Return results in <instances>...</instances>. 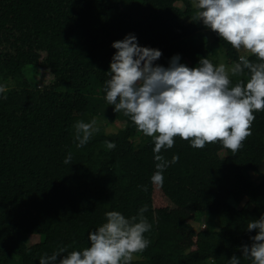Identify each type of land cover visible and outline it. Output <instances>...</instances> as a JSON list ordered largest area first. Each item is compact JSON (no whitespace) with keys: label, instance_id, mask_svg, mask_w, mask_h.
<instances>
[{"label":"trees","instance_id":"16d2710c","mask_svg":"<svg viewBox=\"0 0 264 264\" xmlns=\"http://www.w3.org/2000/svg\"><path fill=\"white\" fill-rule=\"evenodd\" d=\"M200 30L189 0H0V84L7 97H0V264H39L61 248L83 250L107 212L130 218L145 206L150 244L131 264H227L241 256L238 249L256 234L247 223L264 214V176L258 183L250 178L264 160V111L254 113L252 134L235 152L219 141L199 149L174 137L160 154L179 160L158 187L150 180L153 138L135 145L142 132L105 100L113 42L135 34L140 46L162 52L156 63L165 67L177 54L189 68L202 58L217 65ZM212 35L226 60L238 61V50ZM11 80L17 85L7 88ZM93 118L123 128L96 132L77 147L75 124ZM204 214L219 216L221 229L195 232L190 222ZM28 235L43 240L27 245Z\"/></svg>","mask_w":264,"mask_h":264},{"label":"clouds","instance_id":"9594fccd","mask_svg":"<svg viewBox=\"0 0 264 264\" xmlns=\"http://www.w3.org/2000/svg\"><path fill=\"white\" fill-rule=\"evenodd\" d=\"M198 9L196 19L236 50H245L257 58L252 62L241 55L231 66L214 65L202 58L196 67L181 63L174 55L168 66L156 63L162 52L142 47L135 34L115 41L109 78L105 81V100L115 112L130 117L138 131L154 140L156 171L150 180L163 187L164 172L179 160H167L161 150L174 146V137L189 141L192 148L202 149L219 141L225 149L239 150L251 132L254 113L264 111V0H192ZM248 75V79L232 83V77ZM6 87L0 84V97ZM77 147L83 148L99 131L97 121L75 124ZM108 150L116 144L104 141ZM71 154L64 159L70 164ZM147 206L137 216L126 217L119 211L105 214V222L88 233L89 246L71 251L61 248L45 254L39 264H131L134 254L142 253L150 244L145 233L152 228L144 216ZM250 243L243 244L227 264H264V214L247 223Z\"/></svg>","mask_w":264,"mask_h":264},{"label":"rangeland","instance_id":"374dc122","mask_svg":"<svg viewBox=\"0 0 264 264\" xmlns=\"http://www.w3.org/2000/svg\"><path fill=\"white\" fill-rule=\"evenodd\" d=\"M189 1L191 2V6L195 9V11L197 13L198 9H196L193 6L192 0H189ZM177 6H179L180 8H184V4L182 2L178 3ZM183 22L186 23L188 21L183 20ZM199 23L201 25V30H200L199 34L202 36L203 44H205V52L207 54L213 56L217 60V65H219L220 63H223L226 66H231V63H229L226 60V57L223 53V50L214 42L213 35H212L213 32L211 30L207 29L202 24V22H199ZM192 41L193 42L196 41L195 37L192 39ZM238 53L240 56L244 55V56L248 57L250 55V53H248L245 50H239ZM26 70H29V67ZM29 78L31 81L35 80L33 75L29 76ZM16 85L13 82V80L8 81L6 84L7 88H13ZM95 119L97 121V127L99 128L98 132H102L104 134H115V133H118V131L123 128L120 122L108 124L105 119H98V118H95ZM148 138H149L148 136H145L143 133H141L139 136H137V138L134 139V144L139 145L140 143H144L146 140H148ZM258 172L259 173H257V174L252 173V172L250 173V178L255 183H258L260 180L258 175L264 176V160L262 161ZM240 205H239V207H240ZM190 224L192 225L195 232L204 231V230H208V229H212L214 231H219L222 227L223 222L219 216L204 214L201 217H199V220L190 222ZM42 240H43V237L40 235H28L25 238V243L27 245H33V244L40 243ZM137 260H140V257L134 254L133 261H137ZM17 261H18V258H15V262H17Z\"/></svg>","mask_w":264,"mask_h":264}]
</instances>
